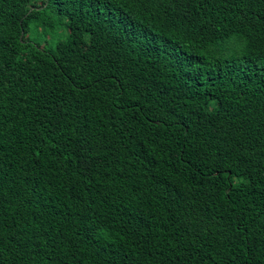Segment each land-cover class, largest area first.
<instances>
[{"label":"trees","instance_id":"16d2710c","mask_svg":"<svg viewBox=\"0 0 264 264\" xmlns=\"http://www.w3.org/2000/svg\"><path fill=\"white\" fill-rule=\"evenodd\" d=\"M0 264H264V0H0Z\"/></svg>","mask_w":264,"mask_h":264},{"label":"rangeland","instance_id":"374dc122","mask_svg":"<svg viewBox=\"0 0 264 264\" xmlns=\"http://www.w3.org/2000/svg\"><path fill=\"white\" fill-rule=\"evenodd\" d=\"M51 14L46 13L42 16V19H46L47 22L51 21ZM63 23L58 22V24L55 27H50L48 25H40L37 26L36 24H33L29 29L30 38L37 42L41 43L42 45L45 43L47 48H50L51 46H55L56 42L60 38H64L67 36L68 31L64 32L63 29Z\"/></svg>","mask_w":264,"mask_h":264}]
</instances>
